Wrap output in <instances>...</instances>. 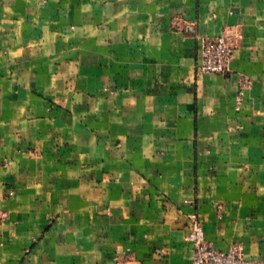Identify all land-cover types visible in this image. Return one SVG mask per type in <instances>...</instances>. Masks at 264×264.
Here are the masks:
<instances>
[{"label":"crops","instance_id":"1","mask_svg":"<svg viewBox=\"0 0 264 264\" xmlns=\"http://www.w3.org/2000/svg\"><path fill=\"white\" fill-rule=\"evenodd\" d=\"M193 211L264 264V0H0V264H192Z\"/></svg>","mask_w":264,"mask_h":264},{"label":"built area","instance_id":"2","mask_svg":"<svg viewBox=\"0 0 264 264\" xmlns=\"http://www.w3.org/2000/svg\"><path fill=\"white\" fill-rule=\"evenodd\" d=\"M233 56L234 46L227 36L220 34L202 37L197 71L201 74H225L230 71ZM250 84V79H244L243 87L235 96L237 109L241 107L245 89ZM187 227V238L194 247L192 264H262L248 257L241 243H234L227 250L216 249L214 244L206 239L198 211L187 215Z\"/></svg>","mask_w":264,"mask_h":264}]
</instances>
